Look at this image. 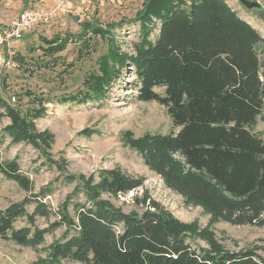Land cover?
<instances>
[{
  "label": "trees",
  "instance_id": "trees-1",
  "mask_svg": "<svg viewBox=\"0 0 264 264\" xmlns=\"http://www.w3.org/2000/svg\"><path fill=\"white\" fill-rule=\"evenodd\" d=\"M143 2L136 15L143 33L136 55L113 50L109 59L119 68L128 59L137 80V98L163 104L177 130L128 140L167 186L200 204L213 220L264 224V140L252 129L264 104L262 60L255 46L263 37L226 0ZM151 16L160 20L152 42L146 27ZM114 25L121 24L110 25V30ZM109 28L89 30L108 33ZM43 41L47 44L43 52L50 54L64 44L60 36ZM12 59L25 61L18 52H13ZM119 68L102 57L100 74L86 79L81 100L103 97ZM157 86L164 87L163 96L154 90ZM0 108L10 117L3 132L13 141H28L36 147L39 139L44 140L46 135L35 133L27 120L43 115V108L21 116L1 96ZM83 133L90 135V130ZM5 171L27 186L16 172ZM100 176L99 183L93 184L91 177L84 182L86 188L77 200L68 197L73 214L68 213L67 204L54 212L36 195L9 203L0 209V237L36 248L47 232L62 227L61 235L43 246L44 255L34 264H63L65 260L84 264H264L259 252L264 251V244L223 249L209 231H197L193 223L167 215L155 202L138 213L123 212L101 198L98 189L125 190L140 180H128L115 171L104 170ZM29 205L33 206L29 209ZM52 213L57 218L47 227L35 224L38 217ZM21 217L26 224L15 228L14 222ZM190 231L205 238L210 247L196 243Z\"/></svg>",
  "mask_w": 264,
  "mask_h": 264
},
{
  "label": "rangeland",
  "instance_id": "rangeland-1",
  "mask_svg": "<svg viewBox=\"0 0 264 264\" xmlns=\"http://www.w3.org/2000/svg\"><path fill=\"white\" fill-rule=\"evenodd\" d=\"M226 1L263 37L255 46L261 56L260 73L264 79V0H250L259 3V7L251 9L239 0ZM32 3L33 7L51 12L52 16L49 23L35 26L13 43V52L23 55L24 63L14 61L13 66H6L5 48L0 47V96L21 116L27 117L34 109L43 108V115L27 117V120H31L35 133L46 136L44 140L43 137L39 139L36 147L28 141H13L3 132L10 124V117L0 108V209L36 195L54 212L67 204L68 213L73 214L68 197L73 195V200H77L82 196L81 190L86 188L83 184L89 177L96 184L101 181L100 172L115 171L128 180H140L139 184L125 190H112L107 186L98 189L101 198L123 212L138 213L151 208L155 202L167 215L193 223L197 231H209L223 249L263 245L264 224L238 225L213 220L200 204L187 201L167 186L128 140L177 130L163 104L137 98V80L128 59L122 68L109 59L113 50L136 55V46L143 36L136 15L143 9V0H32ZM9 8L18 13L14 5L0 7V11ZM119 22V27L114 25L110 30V25ZM93 26L109 28V31L96 33L89 30ZM159 26L160 20L155 16L146 23L147 39L151 42ZM56 36L62 38L63 47L52 54L44 53L47 44L43 38ZM104 56L112 66L120 69L119 73L111 79L99 100H81L91 74H100L99 62ZM154 90L164 95V87L157 86ZM73 95L76 96L74 100L65 99ZM86 129L90 130V135L83 133ZM252 129L264 140V104ZM172 156L179 161V156ZM5 169L16 172L27 186L9 177ZM56 218L52 213L48 217H38L35 224L47 227ZM25 224V217H21L14 222V227ZM62 230L59 227L47 232L36 248L0 237V264H34L44 255L43 246L58 238ZM189 234L199 245L210 247L202 236L192 231ZM259 252L264 256V251ZM63 264L84 263L65 260Z\"/></svg>",
  "mask_w": 264,
  "mask_h": 264
},
{
  "label": "built area",
  "instance_id": "built-area-1",
  "mask_svg": "<svg viewBox=\"0 0 264 264\" xmlns=\"http://www.w3.org/2000/svg\"><path fill=\"white\" fill-rule=\"evenodd\" d=\"M51 12L40 8H30L22 10L15 20L7 24H0V47L5 48V65L13 66L12 59L13 43L21 40L25 34L29 33L37 25L49 23Z\"/></svg>",
  "mask_w": 264,
  "mask_h": 264
},
{
  "label": "crops",
  "instance_id": "crops-1",
  "mask_svg": "<svg viewBox=\"0 0 264 264\" xmlns=\"http://www.w3.org/2000/svg\"><path fill=\"white\" fill-rule=\"evenodd\" d=\"M11 5H14L17 7L18 13L15 12V10L5 9L0 11V24H7L11 21L16 19V14H19L22 10L30 9V8H36L33 7L34 3H32V0H0V7H10ZM7 12V13H5Z\"/></svg>",
  "mask_w": 264,
  "mask_h": 264
},
{
  "label": "water",
  "instance_id": "water-1",
  "mask_svg": "<svg viewBox=\"0 0 264 264\" xmlns=\"http://www.w3.org/2000/svg\"><path fill=\"white\" fill-rule=\"evenodd\" d=\"M239 1L244 7L248 9L259 7V3L256 1H250V0H239Z\"/></svg>",
  "mask_w": 264,
  "mask_h": 264
}]
</instances>
